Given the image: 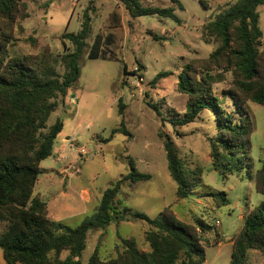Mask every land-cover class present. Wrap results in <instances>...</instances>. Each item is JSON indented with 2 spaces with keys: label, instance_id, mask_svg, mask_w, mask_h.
Returning <instances> with one entry per match:
<instances>
[{
  "label": "rangeland",
  "instance_id": "obj_1",
  "mask_svg": "<svg viewBox=\"0 0 264 264\" xmlns=\"http://www.w3.org/2000/svg\"><path fill=\"white\" fill-rule=\"evenodd\" d=\"M23 1L30 17L20 23L24 32L17 34L18 40L10 48L13 55L37 53L35 41L49 46L55 55L63 54L66 47L72 51V44L66 42L65 46L62 36L80 31L86 10L91 17V34L80 59V78L71 88L66 106L60 107L48 122L51 127L58 118L67 120L65 134L71 137L73 145L65 148L63 156L55 153L41 166L43 173L49 169L62 173L54 178L41 175L36 185V192L42 195L49 212L60 217L64 225L77 228L96 212L104 191L131 171L132 160L140 173L152 178L124 183L116 207L155 219L170 206L183 221L190 223L193 218H202L207 223L217 222L204 235V264H230V240L242 229L246 215L264 202L254 179L264 159V107L252 102L246 105L254 127L251 149L242 163L238 160L241 155H223L230 168L226 175L216 171L210 159L208 138L217 136L219 125L211 112L204 111L195 123L177 128L179 134L162 118L167 120L173 109L181 115L185 113L187 97L177 91L178 75L184 65L206 59L217 47L216 43L205 42L203 26L240 0H140L144 8H173L179 23L159 16L133 19L119 0ZM258 11L264 37V7ZM98 35L108 40L106 48L117 60L88 58ZM161 73L170 76L152 85ZM231 83V74H225L224 80L214 86L215 92L222 96ZM120 100L125 106L123 114ZM223 106L228 112L235 110L230 99ZM122 127L128 134H113ZM165 136L172 138L183 167L203 169L202 180L188 199L177 198V184L168 170ZM87 189L89 203L80 196ZM59 190L68 197L60 195ZM205 193H225L228 205L211 210L212 199L196 197ZM5 229L6 223H0V234ZM148 229L145 222L130 221L91 232L81 264H88L97 247L101 260L116 256V246L122 245V239L134 238L141 251L150 250L145 240ZM68 255L66 252L62 258ZM0 264H6L2 257ZM246 264H264V255L251 251Z\"/></svg>",
  "mask_w": 264,
  "mask_h": 264
},
{
  "label": "trees",
  "instance_id": "obj_2",
  "mask_svg": "<svg viewBox=\"0 0 264 264\" xmlns=\"http://www.w3.org/2000/svg\"><path fill=\"white\" fill-rule=\"evenodd\" d=\"M119 2L133 19L159 16L180 22L173 8H144L140 0ZM260 7H264V0H240L203 26L205 42L216 43L217 47L206 59H195L184 65L178 75L177 91L187 97L185 113L181 115L173 109L167 120L162 118L179 134L177 128L195 123L204 111L211 112L219 125L217 136L208 138L210 159L214 169L225 175L230 168L223 155H241L238 160L242 163L243 156L251 149L254 127L246 105L252 102L264 107ZM29 17L28 5L23 0H0V223H6V229L0 234V249L6 264H81L91 232L130 221H142L149 226L145 240L150 251L142 252L134 238L122 239V245L116 246V256L101 260L97 247L88 264H204V235L217 222L207 223L202 218H193L190 223L183 221L170 206L155 219L116 207V198L124 183L152 178L140 173L132 160L131 171L104 191L96 212L77 228L50 217L47 203L35 194V189L43 174L41 163L52 156L64 121L58 118L51 127L48 122L60 107L66 106L70 90L80 78V59L91 34V17L86 10L80 31L62 36L65 46L66 42L72 44V51L66 47L63 54L55 55L49 46H40L35 41L37 53L13 55L10 48L17 42V34L24 32L20 23ZM107 41L98 35L88 58L117 60L106 48ZM225 74H231L232 83L219 96L214 86L224 80ZM169 76L159 74L152 85ZM226 99L232 101L234 112H228L223 106ZM119 103L123 114L125 106L121 100ZM121 131L128 134L124 127L114 130L113 134ZM164 148L169 173L177 184V198L188 199L200 184L203 169L183 167L170 136H165ZM254 179L256 191L264 196V159ZM196 197L212 199L211 210L228 205L225 193ZM230 242L233 247L230 264H246L251 251L264 255V202L246 215L242 229ZM66 252L69 255L63 259Z\"/></svg>",
  "mask_w": 264,
  "mask_h": 264
},
{
  "label": "crops",
  "instance_id": "obj_3",
  "mask_svg": "<svg viewBox=\"0 0 264 264\" xmlns=\"http://www.w3.org/2000/svg\"><path fill=\"white\" fill-rule=\"evenodd\" d=\"M73 104H74V102H73ZM68 121L67 120H64V127H63V130H62V132L58 135V137H57V139H56V141H55V144H54V147H53V154H52V156L56 153V154H59V155H61V156H63V154L62 153H64V150H65V148L70 144V143H72V142H70L71 141V137H69V136H67L66 134H65V130H66V128H67V125H68V123H67ZM57 147V148H56ZM55 154V155H56ZM51 156V157H52ZM50 157V158H51ZM48 160V159H47ZM46 161V160H45ZM44 162H42L41 163V166H42V164H43ZM42 168V167H41ZM50 170H52V169H49V170H46V171H44V173L42 174V175H45L46 177H48V178H54L55 176L54 175H56V174H58V175H61L62 173L61 172H56L55 170H52V172H49ZM64 172V171H63ZM64 175H65V173H63ZM40 181V177H39V180H38V182ZM37 182V183H38ZM35 194H37V195H40L41 196V198H42V195L40 194V193H37L36 192V189H35ZM59 194L60 195H62V196H64V197H68V194L67 193H64L63 191H61V190H59ZM80 196H81V199H83L84 201H85V203H89V196H90V192H89V190L87 189V190H82L81 191V193H80ZM65 210L67 211H69V207H66L65 208ZM73 214H75V213H73ZM50 217L53 219V220H55V221H59V222H62V219H60V217H58L57 215H55L54 213H50ZM150 250H147V251H142V252H149ZM0 257H2V259H3V261L5 262V260H4V258H3V253H2V251L0 252ZM6 263V262H5Z\"/></svg>",
  "mask_w": 264,
  "mask_h": 264
},
{
  "label": "built area",
  "instance_id": "obj_4",
  "mask_svg": "<svg viewBox=\"0 0 264 264\" xmlns=\"http://www.w3.org/2000/svg\"><path fill=\"white\" fill-rule=\"evenodd\" d=\"M70 145L73 146L72 143H71ZM82 152H83V151H82Z\"/></svg>",
  "mask_w": 264,
  "mask_h": 264
}]
</instances>
